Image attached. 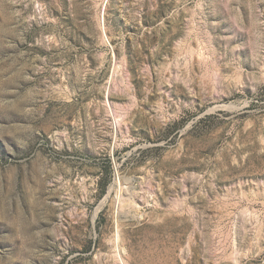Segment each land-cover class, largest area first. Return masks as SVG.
<instances>
[{"label":"rangeland","instance_id":"obj_1","mask_svg":"<svg viewBox=\"0 0 264 264\" xmlns=\"http://www.w3.org/2000/svg\"><path fill=\"white\" fill-rule=\"evenodd\" d=\"M0 264H264V0H0Z\"/></svg>","mask_w":264,"mask_h":264}]
</instances>
